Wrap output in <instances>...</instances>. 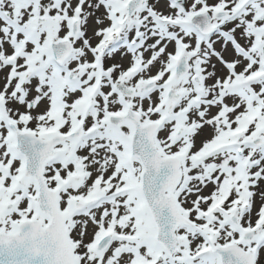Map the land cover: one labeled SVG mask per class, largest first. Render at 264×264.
Instances as JSON below:
<instances>
[{
	"label": "snow or ice",
	"instance_id": "obj_1",
	"mask_svg": "<svg viewBox=\"0 0 264 264\" xmlns=\"http://www.w3.org/2000/svg\"><path fill=\"white\" fill-rule=\"evenodd\" d=\"M0 264H264V0H0Z\"/></svg>",
	"mask_w": 264,
	"mask_h": 264
}]
</instances>
